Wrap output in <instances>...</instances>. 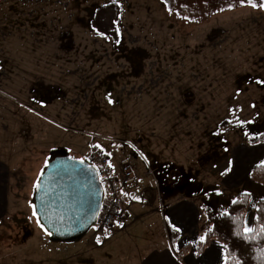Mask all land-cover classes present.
<instances>
[{
    "label": "rangeland",
    "instance_id": "obj_1",
    "mask_svg": "<svg viewBox=\"0 0 264 264\" xmlns=\"http://www.w3.org/2000/svg\"><path fill=\"white\" fill-rule=\"evenodd\" d=\"M108 3L0 0V159L11 166L0 264H140L147 245L178 239L156 223L168 213L166 184L214 213L244 191L232 170L246 171L244 189H256L250 226L264 198L248 176L264 161V141L252 143L264 133V84L255 83L264 11L239 0H116L119 37L105 38L92 19ZM96 145L116 170L135 165L137 185L122 198L127 232L96 224L79 242L52 241L32 217L33 184L51 151L86 161ZM136 215L143 221L130 225Z\"/></svg>",
    "mask_w": 264,
    "mask_h": 264
},
{
    "label": "crops",
    "instance_id": "obj_2",
    "mask_svg": "<svg viewBox=\"0 0 264 264\" xmlns=\"http://www.w3.org/2000/svg\"><path fill=\"white\" fill-rule=\"evenodd\" d=\"M134 166L135 165L133 164V167ZM255 166H253L250 172L248 173L249 177L252 169ZM231 173V176L233 178L232 181H234L233 183L237 184L236 187L244 190L241 192L251 193L250 196H253V194H255L256 189L254 188L250 187V189L248 190L244 189V185H246V181H248L245 177L247 173L246 171L244 174H239L234 169V171L232 170ZM10 174L11 166L4 160L0 159V219L6 216L9 208L8 191ZM138 179L139 178L137 175V181L134 185H137ZM251 185L253 186V184ZM128 188L121 192V199L123 198V194L130 195ZM161 189L162 197L161 201H159L161 202V205L164 206L162 207V209H164V211L168 210V213H166V216L163 220H159L160 222L157 221L156 223H161L160 225H167L168 223L172 226V228L173 226L181 228V231L179 233L175 232L176 237L178 236V239L176 240L175 244L163 242L161 243L162 245H160L162 247L159 248H154V245L152 244L147 245L146 249L144 248L145 250H143L141 253L142 255L140 257V264H224L226 252L225 248L223 247L224 245L219 241H212L201 253H197L196 251V245L200 240V237L202 236V222L208 223L204 208L201 205V196H185L184 194H176L174 192V188L172 186L170 187L169 184L164 185ZM153 190L154 189L152 188L148 189L147 195L149 198L152 196H156ZM256 204H254V207H256ZM123 212L125 214V210ZM148 214L149 217H153L152 212H148ZM137 217H139V215H136L135 218L131 219L129 224H138L143 221L141 218ZM248 218L249 211L247 214L246 222H248ZM128 222L125 219V227L122 230H125L128 227ZM251 226H253V222ZM210 229L211 225L209 224V228L205 231L204 235ZM187 247H189L188 250L185 249ZM177 248L179 249V251L176 250Z\"/></svg>",
    "mask_w": 264,
    "mask_h": 264
},
{
    "label": "water",
    "instance_id": "obj_3",
    "mask_svg": "<svg viewBox=\"0 0 264 264\" xmlns=\"http://www.w3.org/2000/svg\"><path fill=\"white\" fill-rule=\"evenodd\" d=\"M68 157L71 155L67 148L49 153L43 191L34 195L33 190L31 201L40 208L41 198L44 199L46 212H40L41 222L51 231V240L70 244L81 240L98 223L105 187L98 170L89 161L83 164L80 160L69 161L75 165V172L53 170L57 161H67Z\"/></svg>",
    "mask_w": 264,
    "mask_h": 264
},
{
    "label": "trees",
    "instance_id": "obj_4",
    "mask_svg": "<svg viewBox=\"0 0 264 264\" xmlns=\"http://www.w3.org/2000/svg\"><path fill=\"white\" fill-rule=\"evenodd\" d=\"M121 17V6L118 3H108L102 5L95 10L92 19L93 29L103 34L105 37H119L117 24ZM264 141V133L257 136L252 143H260ZM251 181L264 185V161L257 164L250 173ZM246 192H240L236 201L237 204L231 203L227 211H218L212 213L204 208L207 216V221L211 225V231L207 232V242L201 244L200 240L196 245L197 253H201L214 240L219 241L223 245H227L226 255L228 256L229 264H234L233 257L241 259L242 264H259L258 257L264 251V239L257 240L249 244L235 235L236 231L243 232L244 224L248 211L250 210L251 196L244 195ZM227 212L228 217L222 216L221 213ZM255 217H260V221L253 220V226L258 227L259 223L264 222V198L257 201L255 207ZM186 250L189 247L185 248Z\"/></svg>",
    "mask_w": 264,
    "mask_h": 264
},
{
    "label": "built area",
    "instance_id": "obj_5",
    "mask_svg": "<svg viewBox=\"0 0 264 264\" xmlns=\"http://www.w3.org/2000/svg\"><path fill=\"white\" fill-rule=\"evenodd\" d=\"M91 163L96 166L105 187V201L98 225L102 230L123 229L125 217L122 210L121 192L134 185L137 175L130 160H123L118 170L109 167L110 158L103 149L93 147ZM123 225L120 227L119 225Z\"/></svg>",
    "mask_w": 264,
    "mask_h": 264
},
{
    "label": "snow or ice",
    "instance_id": "obj_6",
    "mask_svg": "<svg viewBox=\"0 0 264 264\" xmlns=\"http://www.w3.org/2000/svg\"><path fill=\"white\" fill-rule=\"evenodd\" d=\"M113 3H116V0H112ZM163 2L167 5L168 0H163ZM183 6V5H182ZM239 6L240 7H250L254 10H260V11H264V0H260V2L258 3L257 0H239ZM235 7V5H230L228 10H232ZM221 11H224L225 9L221 8ZM169 14H172V9L168 8ZM177 15H179V13H176ZM183 19H188L187 17H183ZM117 31H119L117 29ZM101 35H103L101 33ZM107 38V37H105ZM255 83L257 85H262L264 84V79H256ZM238 94V93H237ZM109 103H113V101L111 99H109L108 101ZM36 103L40 104L41 106H43V103L41 101H36ZM29 111H32L31 108H29ZM229 123H231V121H229ZM243 123V122H241ZM95 147H100L99 145H96ZM110 155V154H109ZM73 158L72 157H68L67 161H57L55 165H53V170H59V169H64V170H71L72 172H75V165L74 164H70L69 161H72ZM80 164H83L84 161L81 160L79 161ZM109 167H112L111 164H109ZM49 168V161H45L44 164V169H41V172L39 174V176L37 177V180L35 181V183L33 184V189H34V195H38L39 193H41L43 191V187H42V181H43V177L45 175V169ZM244 195L246 196H250L251 193H245ZM233 204H237L238 201L233 200L232 201ZM29 206L31 207L32 210V217L35 218L37 225L44 231V233L46 235H52L51 231L48 229V227H46L42 222H41V216H40V212H46V206H45V201L43 198H41V207L38 208L37 205L30 201L29 202ZM222 216L228 217V213L224 212L221 213ZM260 217H254L255 221H260ZM251 222H246L244 224L243 227V232L241 233L240 231H236L235 235L237 237H240L243 241L248 242L249 244H252L254 242H256L257 240H262L264 239V222L259 223V226H250ZM120 227H123V225H119ZM106 231V230H105ZM173 231L179 233L181 231V228L179 227H175L173 226ZM211 231V229L209 230ZM207 233L203 236L200 237V243H206L207 242ZM98 244L101 243V240L99 238H97L96 241ZM227 252V245L223 246ZM177 251H179V249H176ZM259 261V264H264V251L261 252V255L257 258ZM233 261L234 264H242L241 259L237 258V257H233ZM224 264H229V260H228V256L225 255V259H224Z\"/></svg>",
    "mask_w": 264,
    "mask_h": 264
}]
</instances>
